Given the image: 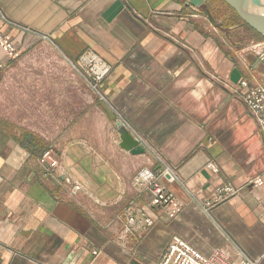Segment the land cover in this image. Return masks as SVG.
<instances>
[{
    "label": "crops",
    "instance_id": "obj_1",
    "mask_svg": "<svg viewBox=\"0 0 264 264\" xmlns=\"http://www.w3.org/2000/svg\"><path fill=\"white\" fill-rule=\"evenodd\" d=\"M202 15L187 0H0V33L20 52L46 37L72 61L92 53L110 67L100 85L106 118L93 134L47 142L23 119L0 116V264H157L173 237L205 256L222 249L229 262L243 254L264 264V145L235 95L244 79L264 82V63L231 38L238 26ZM9 61L0 51V75ZM117 114L175 169L162 183L181 206L173 219L154 211V225L124 242L122 212L149 208L132 178L159 167L149 151L119 148ZM47 149L81 185L76 197L45 176ZM226 183L238 194L215 203Z\"/></svg>",
    "mask_w": 264,
    "mask_h": 264
},
{
    "label": "rangeland",
    "instance_id": "obj_2",
    "mask_svg": "<svg viewBox=\"0 0 264 264\" xmlns=\"http://www.w3.org/2000/svg\"><path fill=\"white\" fill-rule=\"evenodd\" d=\"M215 7H221L217 0H207L201 10L205 22L210 23L204 17V11ZM217 10L219 12L210 15L213 21L216 24L227 21L224 30L238 26L235 33L240 34L231 38L248 41L241 49L264 42L234 21L229 10ZM217 34L223 36L219 31ZM77 61L68 58L49 39L30 41L0 75V116L23 119L28 131L40 134L47 142L65 131H71L75 138L93 134L106 118L101 106L105 101L93 92L88 71L81 69ZM152 263L149 260V264Z\"/></svg>",
    "mask_w": 264,
    "mask_h": 264
},
{
    "label": "built area",
    "instance_id": "obj_3",
    "mask_svg": "<svg viewBox=\"0 0 264 264\" xmlns=\"http://www.w3.org/2000/svg\"><path fill=\"white\" fill-rule=\"evenodd\" d=\"M26 32L27 29H24ZM46 39V37H44ZM250 51H258L257 60L259 64L264 63V42L255 43L249 46ZM0 51L8 60H15L19 57L20 51L4 35L0 33ZM81 69L88 71L90 86L101 100H105L100 90V85L110 73V67L98 56L92 53L82 54L77 61ZM0 68L2 66L0 65ZM235 95L241 100L247 112L255 122L259 135L264 145V82L261 78L251 76L242 80L236 88ZM116 123L123 126L131 136L139 143L145 151L155 154L158 161V170L142 168L132 178L133 190L146 194L149 199V208H127L122 212V233L121 240L134 238L135 233L146 231L154 225V211L166 212L169 219H173L180 212V203L163 186L162 181L172 182L176 179L175 169L166 164L165 161L153 151L141 135H139L130 124L117 114ZM39 165L44 169L45 176L54 181L57 186H64L70 197H76L82 192L79 183L74 182L65 174L60 161L54 156L51 149L43 151L38 158ZM205 169L212 174L219 172L215 163L209 162ZM261 179L250 183L251 186H260ZM238 194V189L230 183L222 184L214 189V202H223ZM157 264H258V260H252L241 254L239 259L229 262L227 253L222 249H215L208 256H205L178 237H173L166 251L160 257Z\"/></svg>",
    "mask_w": 264,
    "mask_h": 264
},
{
    "label": "water",
    "instance_id": "obj_4",
    "mask_svg": "<svg viewBox=\"0 0 264 264\" xmlns=\"http://www.w3.org/2000/svg\"><path fill=\"white\" fill-rule=\"evenodd\" d=\"M188 5L201 12L207 0H187ZM226 4L244 25L252 29L258 35L264 37V0H221ZM207 20L214 26L218 25L213 21L210 14L204 11ZM119 136V148L132 156L145 155L146 151L131 136V134L119 123L116 124Z\"/></svg>",
    "mask_w": 264,
    "mask_h": 264
},
{
    "label": "trees",
    "instance_id": "obj_5",
    "mask_svg": "<svg viewBox=\"0 0 264 264\" xmlns=\"http://www.w3.org/2000/svg\"><path fill=\"white\" fill-rule=\"evenodd\" d=\"M210 1H212V0H210ZM218 2H219V4H220V6H221V8L222 9H227V10H229L231 13H232V19L234 20V21H237V22H239L240 24H242V25H244L243 23H242V21L235 15V13L226 5V4H224L221 0H217ZM232 20V21H233ZM245 26V28L246 29H248L250 32H252L258 39H264V37H262V36H260V35H258L256 32H254L252 29H250V28H248L246 25H244ZM42 143V145L40 146V148L42 149V150H44V149H46L45 147V145H44V143L43 142H41Z\"/></svg>",
    "mask_w": 264,
    "mask_h": 264
},
{
    "label": "flooded vegetation",
    "instance_id": "obj_6",
    "mask_svg": "<svg viewBox=\"0 0 264 264\" xmlns=\"http://www.w3.org/2000/svg\"><path fill=\"white\" fill-rule=\"evenodd\" d=\"M219 6H220V4H219ZM216 9H222L221 7H215ZM216 9H206V11L212 16V13H215L216 12ZM217 25H219L220 26V23L219 24H217Z\"/></svg>",
    "mask_w": 264,
    "mask_h": 264
}]
</instances>
